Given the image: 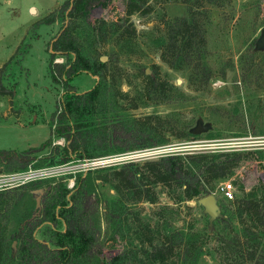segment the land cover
Listing matches in <instances>:
<instances>
[{
  "label": "trees",
  "instance_id": "1",
  "mask_svg": "<svg viewBox=\"0 0 264 264\" xmlns=\"http://www.w3.org/2000/svg\"><path fill=\"white\" fill-rule=\"evenodd\" d=\"M110 1L64 0L42 18L44 23L58 19L63 22L48 43V68L52 81L65 90L50 119L51 135L39 145L23 150L0 148V171L22 172L30 167L89 160L157 147L172 139L194 138L192 129L173 117L107 115L119 101L118 96L129 108H137L139 104L169 102L173 94L171 86L152 70L156 65L142 68V86L132 96L119 89L111 91L104 57L94 55V49L89 51L85 45L90 39L101 43L111 40L122 51H134L135 28L127 23V18L136 12L148 13L152 7L147 0H126L122 22L100 18L91 23V10L106 7ZM181 1L186 4L187 15L166 23V35L157 47L164 62L172 68L187 67L190 83L201 84L208 81L211 70L199 12L206 10L205 4H218V0ZM56 57L63 61H54ZM83 72L97 75L98 81L86 90H71V80ZM53 137L61 138L63 143L53 144ZM249 154L250 151L220 149L167 153L142 162L95 169L99 173L97 181L87 176L91 172L88 169L75 176L71 188L63 180L41 185L40 179H31L19 184L31 190L41 188L42 201L32 209L7 215L0 222V264H196L200 255L207 253L197 232L187 234L181 228H162L159 217L152 223L131 208L141 201L156 204L157 185L167 188L168 196L177 203L197 201L209 193L208 186L213 181L229 177ZM104 186L116 194L103 198L106 225L123 236L131 214L132 226L126 230L136 241L109 259L99 258L94 249L98 238L93 228V214L99 203L96 188ZM9 200L5 189L0 190V210L9 206ZM231 203L232 218L239 223V229H233L232 218L225 213L217 218L222 229H210L223 255L222 262L264 264V183L234 197ZM155 214L160 216L153 211ZM42 224H47V239L35 235Z\"/></svg>",
  "mask_w": 264,
  "mask_h": 264
},
{
  "label": "rangeland",
  "instance_id": "2",
  "mask_svg": "<svg viewBox=\"0 0 264 264\" xmlns=\"http://www.w3.org/2000/svg\"><path fill=\"white\" fill-rule=\"evenodd\" d=\"M63 1L0 0V148L23 150L39 145L51 135L50 119L65 87L53 82L49 74L48 43L63 22L61 19L52 23L41 20ZM125 1L111 0L106 7L93 8L89 13L90 22L100 18L122 22L121 18L126 17ZM147 1L152 7L150 12H136L127 18V23L131 22L135 28L134 51H122L111 40L101 43L90 39L85 48L94 49V55L104 57L107 83L112 92L119 89L132 96L142 86V68L156 65L152 70L171 86V100L129 108L118 96L119 101L110 107L107 115L157 114L176 118L191 129L198 122L206 128L194 134L191 140L172 139L157 147L30 167L22 172L0 171V190L5 189L10 198L9 206L0 210V222L7 215L37 206L38 197V205L41 204V188L19 187L26 181L40 179V184L44 185L63 180L71 188L75 176L85 174L88 169L91 172L87 176L97 181L99 173L95 169L119 166L128 161L142 162L167 153L219 149L250 151L249 157L224 179H233L235 197L264 183V48L255 49L256 39L264 27V0H218V4L204 5L206 10L199 12V21L205 29L206 59L211 76L201 84L190 83L187 67L172 68L164 62L157 47L166 35V23L187 15L186 4L181 0ZM54 61H63V58L56 57ZM98 79L97 75L80 73L71 80L70 89L86 90ZM109 88L108 95L111 94ZM54 143H63V140L53 137ZM162 148L166 149L159 150ZM224 179L213 181L208 189L217 197L221 213L232 218V200L224 199L218 191L219 182ZM155 190L156 204L141 201L132 206V211L139 212L141 218L152 223L159 217L162 228H181L187 234L197 232L207 253L201 254L196 264H226L210 232V229H222V223L215 219L213 227L209 228L208 216L195 199L177 203L168 196L167 188L157 185ZM96 193L99 203L93 214V228L98 238L94 249L99 258L109 259L128 243H136L131 231L127 232L132 226L131 214H128L123 236L115 233L106 225L103 198L116 194L105 186L97 187ZM153 211L160 216H153ZM232 225L234 230L240 227L235 218H232ZM46 229L47 224L38 226L35 235L47 239Z\"/></svg>",
  "mask_w": 264,
  "mask_h": 264
},
{
  "label": "water",
  "instance_id": "3",
  "mask_svg": "<svg viewBox=\"0 0 264 264\" xmlns=\"http://www.w3.org/2000/svg\"><path fill=\"white\" fill-rule=\"evenodd\" d=\"M263 48H264V27L261 28L260 36L256 39L255 42V49H263ZM205 128H206L205 125L198 122L196 127L192 129V132L196 134L203 131ZM196 202L197 204L202 206L203 213L208 216L209 228H212L214 220L220 217L221 215V208L218 204L217 197L213 193H209L207 195H203L199 197ZM38 204H39V197L37 198V205ZM14 245H15V241L13 242V246Z\"/></svg>",
  "mask_w": 264,
  "mask_h": 264
},
{
  "label": "built area",
  "instance_id": "4",
  "mask_svg": "<svg viewBox=\"0 0 264 264\" xmlns=\"http://www.w3.org/2000/svg\"><path fill=\"white\" fill-rule=\"evenodd\" d=\"M166 148H162L159 150H164ZM218 191L222 195V197L226 200H232L235 197V184L233 179H224L219 182Z\"/></svg>",
  "mask_w": 264,
  "mask_h": 264
}]
</instances>
